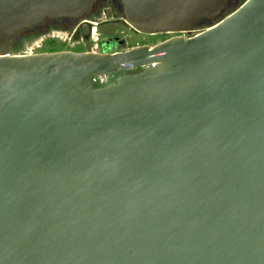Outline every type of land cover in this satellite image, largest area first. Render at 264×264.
I'll list each match as a JSON object with an SVG mask.
<instances>
[{"label":"water","instance_id":"1","mask_svg":"<svg viewBox=\"0 0 264 264\" xmlns=\"http://www.w3.org/2000/svg\"><path fill=\"white\" fill-rule=\"evenodd\" d=\"M94 1L0 0V264H264V0H122L201 31L14 52L46 18L89 37Z\"/></svg>","mask_w":264,"mask_h":264},{"label":"rangeland","instance_id":"2","mask_svg":"<svg viewBox=\"0 0 264 264\" xmlns=\"http://www.w3.org/2000/svg\"><path fill=\"white\" fill-rule=\"evenodd\" d=\"M232 7L233 5L229 4L228 9ZM95 26L98 30L86 42L81 41V37L75 36L66 28H52L44 31H39V28H36L22 35L24 43L19 44L18 42L17 49L14 47V52L34 53L49 51L54 47H60L66 50L81 49L99 52L102 49V42L107 40L111 35H116L124 39L122 48L137 44V42H147L152 45L175 35L172 32H160L154 35L141 34L132 28L123 14H118L113 18L108 16ZM97 37H99V40Z\"/></svg>","mask_w":264,"mask_h":264},{"label":"flooded vegetation","instance_id":"3","mask_svg":"<svg viewBox=\"0 0 264 264\" xmlns=\"http://www.w3.org/2000/svg\"><path fill=\"white\" fill-rule=\"evenodd\" d=\"M245 0H230L229 4H232L233 8L239 6L242 4ZM229 5L226 9V11L231 10L228 9ZM108 14V15H107ZM118 14H123L124 13V4L122 0H95L94 3L92 4V7L90 10L87 12L86 17L90 19L97 20V22H92L91 23V34L89 37H86L83 30L80 27V19L79 18H46L44 22L40 23L39 25L35 26L34 28L28 29L26 32H30L34 29H38L39 31H44V30H50L52 28H66L68 31L72 32L77 37H81V41L86 42L91 39L93 34L98 30V28L95 25H98L104 18L106 17H115ZM216 19L212 20H207L202 23V25L209 24L211 22H214ZM94 28L96 30H94ZM135 29L134 27H132ZM137 32L141 34H148V35H154V34H159L160 32L157 33H148L144 31H140L138 29H135ZM201 29H195V28H190L186 29L183 31H170L174 33L175 35H182L184 37H190L194 36L197 33H199ZM22 35H20V39L18 40L19 44L24 43V40H22ZM99 40V37H97ZM124 39L116 36V35H111L107 40L102 42V49L99 52H116V51H122L128 48L136 47V46H141V45H146L148 44L147 42H137V44L131 45L129 47H123L122 48V43ZM158 43V42H157ZM155 44V43H154ZM150 45V44H149ZM153 45V44H152ZM74 51H85V50H78V49H73ZM141 68H135V69H130V70H123L115 73H107V74H102L97 76L94 79V83L96 86H103L106 85L113 80H115L118 76L124 74V73H134L140 71Z\"/></svg>","mask_w":264,"mask_h":264},{"label":"trees","instance_id":"4","mask_svg":"<svg viewBox=\"0 0 264 264\" xmlns=\"http://www.w3.org/2000/svg\"><path fill=\"white\" fill-rule=\"evenodd\" d=\"M213 21V19H212ZM27 30L23 31L21 35H23ZM20 39V36L16 39L15 43H14V47H16L15 49H17V45H18V40ZM56 50H62V48L60 47H54L51 48L49 51H56Z\"/></svg>","mask_w":264,"mask_h":264},{"label":"bare ground","instance_id":"5","mask_svg":"<svg viewBox=\"0 0 264 264\" xmlns=\"http://www.w3.org/2000/svg\"><path fill=\"white\" fill-rule=\"evenodd\" d=\"M94 30H96V29L94 28Z\"/></svg>","mask_w":264,"mask_h":264}]
</instances>
